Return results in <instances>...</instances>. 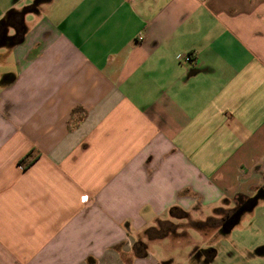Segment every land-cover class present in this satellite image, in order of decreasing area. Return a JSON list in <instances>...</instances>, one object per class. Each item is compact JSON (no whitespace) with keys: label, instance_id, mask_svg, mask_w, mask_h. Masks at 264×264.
Returning a JSON list of instances; mask_svg holds the SVG:
<instances>
[{"label":"crops","instance_id":"crops-1","mask_svg":"<svg viewBox=\"0 0 264 264\" xmlns=\"http://www.w3.org/2000/svg\"><path fill=\"white\" fill-rule=\"evenodd\" d=\"M0 264H264V0H0Z\"/></svg>","mask_w":264,"mask_h":264},{"label":"rangeland","instance_id":"rangeland-1","mask_svg":"<svg viewBox=\"0 0 264 264\" xmlns=\"http://www.w3.org/2000/svg\"><path fill=\"white\" fill-rule=\"evenodd\" d=\"M208 213V210L204 212L206 215ZM172 215L173 218L171 221L177 222V225L168 221L163 224H158L157 227H154L151 231H147L149 235L145 234L146 240L137 243L133 247L136 255L144 258L143 260L151 256L155 260L161 261L164 260L165 257L172 256L175 257L176 261H179L186 256L188 251L192 248L173 245L170 240L188 239L192 241L195 239L199 241L201 238L208 236L212 231L211 229L216 228L219 223H221L217 220L210 221L206 224L195 222L191 214L182 211H175ZM165 217L168 218L169 215ZM182 229L183 231H181Z\"/></svg>","mask_w":264,"mask_h":264},{"label":"trees","instance_id":"trees-1","mask_svg":"<svg viewBox=\"0 0 264 264\" xmlns=\"http://www.w3.org/2000/svg\"><path fill=\"white\" fill-rule=\"evenodd\" d=\"M30 157H31V154L26 155L21 160H19V164H24L26 167L29 166L32 163V161H33V158H30ZM260 194L261 193H259L257 196L252 197V198H247L244 201L243 205L241 206L242 207V210L244 211L246 209H250L251 207H253V205H255L257 203V201H258V199L260 197ZM210 221L211 220L209 219V220H207V222L202 223V224L209 223ZM163 223H166V222H161V224H163ZM153 229H151V230H153ZM151 230H149V231H151Z\"/></svg>","mask_w":264,"mask_h":264},{"label":"built area","instance_id":"built-area-1","mask_svg":"<svg viewBox=\"0 0 264 264\" xmlns=\"http://www.w3.org/2000/svg\"><path fill=\"white\" fill-rule=\"evenodd\" d=\"M140 39L142 40L143 38L142 37H140ZM185 61H187V62H192V58H191V55H189V54H187L186 56H185Z\"/></svg>","mask_w":264,"mask_h":264},{"label":"flooded vegetation","instance_id":"flooded-vegetation-1","mask_svg":"<svg viewBox=\"0 0 264 264\" xmlns=\"http://www.w3.org/2000/svg\"><path fill=\"white\" fill-rule=\"evenodd\" d=\"M228 218L233 219L234 216H230V217H228ZM230 219H229V220H230ZM224 224H229V221L225 222Z\"/></svg>","mask_w":264,"mask_h":264},{"label":"water","instance_id":"water-1","mask_svg":"<svg viewBox=\"0 0 264 264\" xmlns=\"http://www.w3.org/2000/svg\"><path fill=\"white\" fill-rule=\"evenodd\" d=\"M236 219L238 220V216H236ZM234 223H235V220L230 225H233ZM230 225L228 227H230Z\"/></svg>","mask_w":264,"mask_h":264}]
</instances>
